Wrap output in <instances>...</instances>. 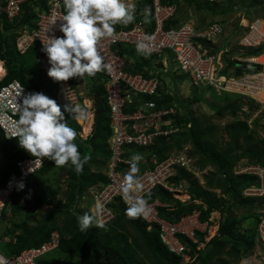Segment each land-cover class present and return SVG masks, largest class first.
Instances as JSON below:
<instances>
[{
  "label": "trees",
  "instance_id": "1",
  "mask_svg": "<svg viewBox=\"0 0 264 264\" xmlns=\"http://www.w3.org/2000/svg\"><path fill=\"white\" fill-rule=\"evenodd\" d=\"M231 1V0H230ZM255 0H252V2ZM46 0H29L22 6L19 18L9 23L0 20V62L5 71L4 77L0 81L3 87L12 81H17L27 92H43L48 97L57 102V88L46 76L35 67V62L39 56L37 46H32L23 54H19L15 49V40L22 29L31 30L34 26V9H45ZM150 0H143L140 4L141 10L147 9ZM163 4H173L176 6V14L181 5L201 11L202 6L197 0H163ZM207 8L212 7L204 3ZM215 4H213L214 6ZM264 10V2L253 5L247 14ZM253 11V12H252ZM178 16L170 19L165 24V29L176 28L180 25ZM264 22V16L257 21ZM148 23L151 18L148 16ZM128 28V26H127ZM115 53L124 59V71L129 74H142L150 77L152 68L150 57H141L130 49H114ZM263 47L248 48L243 53H238L239 58H255L262 54ZM230 54L225 58L227 68L230 69L237 64L230 61ZM133 61V62H131ZM162 68L158 63L157 68ZM161 71L157 77L161 83L158 90L159 96L155 97L156 109H175V124L173 126L184 132L177 137L169 139L158 138L154 146L149 149L128 148L125 157L131 159L136 154H153L156 162L164 161L173 150H182L184 144L191 141L196 153L205 158L207 164H211L216 169L218 176L205 179L203 186L198 185L192 175L183 170H177L175 175L168 180V184L179 187L182 182H187V195L189 201L181 203L173 198L172 193H168L162 187H155L151 193L145 196L147 203L159 202L162 206L156 208L159 219L165 220L169 224L178 225L183 219L191 216L193 212L198 213L197 220L204 224L203 232L193 231L195 243L190 241L185 235H176L177 241L184 248L183 257H188L191 264H237L241 256L248 254L254 247V239L257 242L255 228L240 229L242 224L248 219L256 217L237 218L230 213L232 208L239 205L255 206L256 210L264 205V198L253 199L242 197V191L256 185L254 177L251 176H231V170L241 160H248L249 164H257L264 168V142L260 141L254 147H250L248 142L251 136L256 135L249 130L245 122H236L227 127L229 142L226 149L217 150L215 146L207 144L205 132L198 131L196 123L186 116H180L179 101L163 92V78ZM240 70L236 69L235 74L239 75ZM89 93L93 96V119L91 131L86 139L78 136L79 125L76 119H71L68 113L65 117L69 126L77 131L75 143L79 146L82 158L87 157L83 170L77 173L73 167L67 166L66 193L63 199H58L61 194L57 184L47 178V175L57 167L54 162L45 158L41 169L25 183V188L15 191L8 201L4 212L0 218V224L6 222L8 227L2 233V239L8 238V242L1 246L0 251L5 256H17L24 250L37 248L47 241L49 234L57 231L60 236L59 247L56 252L73 258L72 261H60L44 258L38 264H182L183 257L176 256L167 251L159 238V228L157 224H148L142 217L129 218L126 215V208L117 200L109 206L115 215V220L110 225L104 227H90L88 231L81 232L78 228V217L84 213H90V204L83 208L81 202L87 197V191L100 184L107 182L102 172L110 158L108 150V140L111 136L109 128L108 107L106 104L102 84L105 80L104 71L98 72L90 77ZM185 80L184 77H180ZM72 86L75 87L78 78H72ZM196 98L194 101L196 102ZM227 100V98H226ZM82 101V100H81ZM250 104V113L256 110L253 102ZM83 109V107H81ZM84 110V109H83ZM222 111L234 117L241 111L239 105H224ZM85 112V110H84ZM243 145L239 146V141ZM260 146V147H259ZM263 146V147H262ZM241 148V152L238 150ZM127 150V149H126ZM24 149L19 146L18 138L5 140L0 131V187L7 185V178L16 172L17 162L24 159H34ZM139 166L136 176L146 169H151L154 165L149 158ZM130 167V166H129ZM129 167H121L120 171L125 175ZM50 182V183H49ZM219 191V196L214 191ZM47 209L42 211V207ZM218 212L221 216L215 234L208 241L204 242V235L208 226H211L210 216ZM42 214L38 220V215ZM227 213V214H226ZM226 214V215H225ZM67 216L69 220L58 228L55 222ZM33 223V224H32ZM30 225V226H29ZM149 228V229H148ZM258 243V242H257ZM199 245H203L199 248Z\"/></svg>",
  "mask_w": 264,
  "mask_h": 264
},
{
  "label": "built area",
  "instance_id": "2",
  "mask_svg": "<svg viewBox=\"0 0 264 264\" xmlns=\"http://www.w3.org/2000/svg\"><path fill=\"white\" fill-rule=\"evenodd\" d=\"M142 1L125 0L126 3L136 5L135 20L127 25H115L113 34L101 39L98 44L104 62L110 66L104 71L105 80L102 84L111 130V136L108 140L110 158L103 171L107 182L90 188L86 198L90 199L89 210L91 215L96 217V220L104 226L114 222L115 215L109 206L117 200L127 208L132 200L137 197L145 199V196L157 186L173 194L177 192L175 189L177 187L168 184V180L175 175L177 170H183L194 175L184 149L171 151L166 159L160 163L156 162L155 155L148 154L144 160L149 158L154 167L137 175L141 185L139 191H132L128 197L121 191L124 175L120 168L129 167L131 162V159L125 157L126 151H129L128 148L146 150L154 146L156 139L177 137L181 131L173 126L176 120L174 108L156 109L154 98L159 96L158 90L161 88V83L157 77L158 73L150 71V77L147 78L142 74L125 72V61L115 53L114 49L116 51L118 49H130L141 57H150L152 68L160 63L162 65L160 71L163 73L168 72L167 66L168 63H171L174 66L173 73L179 72L178 76L187 79L194 88L208 87L215 91L218 96L227 94L246 98L252 101L257 108L252 117L264 113V104L255 99L257 93H264V63L251 62V58L234 59L237 64L228 69L225 58H228L226 55L230 52L220 51L217 48L218 39L223 35L221 25L211 23L198 27L189 20L176 28L165 29V24L177 16L176 6L163 4V0H150L147 10L151 23H148L145 22V9L141 10L140 7ZM200 1L213 5L220 0ZM231 1L249 2L252 0ZM28 2L29 0H0V20L12 23L20 17L22 6ZM56 3L57 0H46L44 10L34 9V26L31 30L22 29L19 31V36L15 40V49L19 54H23L32 46H37L39 56L35 66L57 88V103L61 105L63 111L65 104L81 108L82 99H80L77 88L71 84L72 78L66 82H54L47 75L49 64L47 56L42 51L43 43L47 42L48 35L52 33L57 36L62 35L58 29L63 17V10L57 9ZM53 20L57 22L51 26ZM248 27L249 34L239 42V47L254 49L263 47L264 53V40L259 44H254L251 40L253 24ZM139 42H144L148 46L147 54L137 51L136 46ZM234 60L230 59V61ZM243 66L247 69L243 70ZM236 69L241 71L239 75L235 74ZM20 88L27 92L17 81L0 87V131L5 140L17 139L11 137V129L12 123L19 118L14 105ZM15 164L16 172L8 176L6 186L0 187V218L8 201L16 191V182L21 180L26 182L41 169L43 163L40 162L39 158H34L24 159ZM28 168L34 172H28ZM237 168L234 171V176H251L256 181V185L242 191V197L264 198V168L249 163L242 164ZM10 181H12L11 188L8 187ZM158 206L162 205L157 201L146 203V211L140 217L148 224H157L159 238L169 253L183 257L184 248L177 241L176 235H185L195 243L193 231L184 233L179 228L183 226L184 221L192 217L194 221H190L191 224L199 223L197 220L198 213L193 212L191 216L173 226L158 218L156 210ZM255 235L257 242L264 248V206L258 212ZM59 242L58 232L53 231L49 234L47 241L39 247L24 250L17 256H5L0 251V264H38L39 260L58 250Z\"/></svg>",
  "mask_w": 264,
  "mask_h": 264
},
{
  "label": "clouds",
  "instance_id": "3",
  "mask_svg": "<svg viewBox=\"0 0 264 264\" xmlns=\"http://www.w3.org/2000/svg\"><path fill=\"white\" fill-rule=\"evenodd\" d=\"M56 8L63 10L58 29L62 35L52 33L43 43L42 51L49 64L47 75L54 82H66L70 78H83L85 75L93 77L107 70L110 66L104 62L98 48L99 41L110 37L115 25L132 23L136 5L125 0H57ZM148 15L145 9V22H149ZM56 22L53 20L51 26ZM136 47L138 52L147 54L148 46L144 42H139ZM238 48L241 53L248 49ZM0 71L3 69L0 68ZM14 108L19 118L12 123L11 137L18 138L22 149L32 157L39 158L41 163L47 158L58 167L71 166L77 173L83 170L87 157L82 158L79 146L74 142L77 131L69 126L65 117V113H68L71 119L83 118L85 113L82 108L65 104L62 111L61 105L43 92H25L23 88H20ZM141 160L140 154L133 156L129 171L124 175L121 191L126 197L141 188L136 176ZM30 168L27 171L34 172ZM15 186L20 191L26 185L21 180ZM8 187H12V181ZM146 203L143 197H137L129 203L126 215L129 218L141 216L146 211ZM90 227L102 228L104 225L89 213L80 215L79 230L86 232Z\"/></svg>",
  "mask_w": 264,
  "mask_h": 264
},
{
  "label": "rangeland",
  "instance_id": "4",
  "mask_svg": "<svg viewBox=\"0 0 264 264\" xmlns=\"http://www.w3.org/2000/svg\"><path fill=\"white\" fill-rule=\"evenodd\" d=\"M199 5L202 6L201 11H196L193 8H187L185 5L180 6V10L178 12V18L180 19V24H183L187 21H193L196 26L202 27L210 23H217L221 25L223 28V35L218 39V50L220 51H229L231 52V55H229V58L236 59L239 58L238 53H241L240 49L238 48L239 42L249 34V25L254 24L257 19L262 18L264 16V10L262 11H255L251 14H247V12L250 9H253V5L260 4L264 2V0H255V1H245V2H232L230 0H220L217 2L214 6L207 8L206 5H203L200 0H197ZM248 10V11H247ZM247 22V26H243V21ZM264 23V22H263ZM258 41L255 44H259ZM262 54H264L262 52ZM264 55H260L255 58L263 57ZM133 62V61H131ZM3 65V64H2ZM36 67V66H35ZM153 72L158 73L160 71V68L155 66L153 68ZM168 73L165 75L161 74L163 78V85L162 90L163 92H166L170 95H172L175 99V101H179L180 110L178 111L180 116H186L188 113V118L190 120L192 119L196 123V128L198 131L205 132V139L204 141L207 144H211L212 146H215L217 150H224L226 149V145L229 142L228 134H227V127L231 126L232 124L236 122H245L249 128V130H252L255 132L251 136V140L248 142V145L250 147H254L258 142L262 141L264 142V113L259 114L255 117L253 113H250V104H252L250 100L246 98L230 96L227 94H223L222 96H218L217 93L213 90H211L208 87H199L194 88L190 85L189 81L187 79L182 80L180 78L179 72L174 71V66L171 65V63H168L167 66ZM4 77V75L2 76ZM76 79V78H74ZM91 82V78L85 75L83 78H78V80H75V87L78 90V93L80 94V99H82V107L85 110V123L87 121V118L91 115L93 116V96L89 93V83ZM197 99L196 102L194 99ZM227 98V100H226ZM260 102V101H259ZM239 105L241 106V111L236 113L234 117L229 116L226 112L222 111V107L224 105ZM264 104V103H263ZM264 108V105H263ZM257 109V108H256ZM264 110V109H263ZM255 118V119H254ZM93 119V117H92ZM91 119V122H92ZM90 122V121H89ZM77 123V122H76ZM77 125H79L77 123ZM80 129L78 132V136L81 139H86L89 133L86 136L81 135L82 127L79 125ZM82 130V131H81ZM181 133H184L183 131ZM180 133V134H181ZM179 134V135H180ZM243 145V141H239V146ZM260 147V146H259ZM263 147V146H262ZM182 149L185 150V153L187 154V160L189 161V165L191 167V171L194 173L192 175L193 179L196 181L198 185L203 186L204 180L208 179L210 177L214 178L218 175L215 174V167L211 164H207L203 157L199 156L191 141H188L184 144ZM241 152V148L238 150ZM142 160L139 163L141 167L145 165L143 161L144 158L148 156V154H142ZM248 160H241L239 161L231 170V176H234V171H236L238 166H241L242 164H248ZM67 169V165L63 167H56L53 172H50L47 175V178L50 179V181L54 184H57L56 187H59L61 190V194L58 197V199H63V195L66 193V174L65 171ZM104 171V170H103ZM102 171V172H103ZM235 177V176H234ZM236 178V177H235ZM50 183V182H49ZM177 192H181L182 195H187V189L188 184L187 182H182L179 187L175 188ZM216 195H220L219 191H214ZM173 198L178 200L175 195V193L172 194ZM188 196V195H187ZM180 201V200H178ZM189 201L188 199L185 202ZM181 203H184L183 201H180ZM90 204V199L85 198L83 202H81V206L83 208L88 207ZM264 206V205H263ZM263 206L256 210L255 206L251 205H239L235 208H232L230 210V213L233 214L237 218H244V217H256L254 213L259 212ZM47 207L43 206L42 211L46 210ZM227 214V213H226ZM225 214V215H226ZM42 214L40 213L38 215V220L41 218ZM220 214L218 212L212 213L210 216L211 226H208L204 235V242L208 241L210 237H212V233L215 232L216 227H218V223L220 221ZM69 220V217L64 216L59 218L55 225H57L58 228H61L65 222ZM190 221H194V218H190L189 220H186L183 222V226L179 228L180 231H183L184 233H190V231H204L206 225L199 224L197 222H194V224H191ZM33 224V223H32ZM30 226V225H29ZM242 229L247 228H254L256 226V220L254 218L248 219L244 224L241 225ZM8 227V224L6 222H3L0 224V239L2 238V233L4 232L5 228ZM211 235L209 236V233ZM5 239V238H4ZM7 240H0V249L2 245H5ZM254 247L253 249L246 255L241 256L240 260L237 262V264H264V248L256 242L254 239L253 241ZM199 248H202L203 245H199ZM46 258L60 260V261H72L73 258L67 255L59 254L58 252H55L51 255H47ZM182 264H191V260L189 261L188 257H183L181 259Z\"/></svg>",
  "mask_w": 264,
  "mask_h": 264
},
{
  "label": "bare ground",
  "instance_id": "5",
  "mask_svg": "<svg viewBox=\"0 0 264 264\" xmlns=\"http://www.w3.org/2000/svg\"><path fill=\"white\" fill-rule=\"evenodd\" d=\"M242 25L245 27L247 26V22L244 20L242 22ZM251 40L255 43H257L258 41H262L264 40V23L263 21H256L253 24V33L251 35ZM260 43V42H259ZM251 62H255V63H264V56L260 57V58H251ZM0 68L3 69V71H0V78H2V76L4 75V68L2 66V64L0 63ZM255 99L260 101L261 103H264V93H257L255 95ZM91 115L87 118V121L85 123V119L80 118V119H76V122L82 127V132L81 135L86 136L89 132H90V128H91ZM90 121V122H89ZM178 194L176 196V198L180 201L185 202L188 199L187 195H182L181 192H176L175 195ZM212 232L209 233V236L211 235ZM215 232L212 233L211 236H214Z\"/></svg>",
  "mask_w": 264,
  "mask_h": 264
},
{
  "label": "crops",
  "instance_id": "6",
  "mask_svg": "<svg viewBox=\"0 0 264 264\" xmlns=\"http://www.w3.org/2000/svg\"><path fill=\"white\" fill-rule=\"evenodd\" d=\"M1 63V62H0ZM2 64V63H1ZM3 66V65H2ZM4 75H5V71H4ZM93 117V116H92ZM93 122V121H92ZM92 122H91V125H92ZM90 131H91V128H90ZM202 225H204V224H202ZM217 228V227H216ZM205 230V229H204ZM216 231V230H215ZM200 232H203V231H200ZM213 237V236H212ZM211 238V237H210ZM8 238H5V239H3V240H7ZM209 240V239H208ZM2 243H5V242H2Z\"/></svg>",
  "mask_w": 264,
  "mask_h": 264
},
{
  "label": "water",
  "instance_id": "7",
  "mask_svg": "<svg viewBox=\"0 0 264 264\" xmlns=\"http://www.w3.org/2000/svg\"><path fill=\"white\" fill-rule=\"evenodd\" d=\"M239 68V67H238ZM247 69L245 66H243V70Z\"/></svg>",
  "mask_w": 264,
  "mask_h": 264
}]
</instances>
